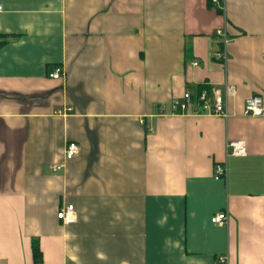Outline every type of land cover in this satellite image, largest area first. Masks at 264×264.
Segmentation results:
<instances>
[{
  "label": "crops",
  "instance_id": "0c3cea01",
  "mask_svg": "<svg viewBox=\"0 0 264 264\" xmlns=\"http://www.w3.org/2000/svg\"><path fill=\"white\" fill-rule=\"evenodd\" d=\"M0 4V264H264V0Z\"/></svg>",
  "mask_w": 264,
  "mask_h": 264
},
{
  "label": "built area",
  "instance_id": "2783aa9c",
  "mask_svg": "<svg viewBox=\"0 0 264 264\" xmlns=\"http://www.w3.org/2000/svg\"><path fill=\"white\" fill-rule=\"evenodd\" d=\"M212 3L218 5L221 9L224 8L221 4V0H212ZM3 11V5L0 4V12ZM217 35L223 38V42L227 43L228 38L223 29L217 30ZM215 57L221 60H226L224 52H218ZM64 72L61 68H56L49 73V78L54 80L62 79ZM229 92H233V87H229ZM196 99L197 102L202 103L204 108L211 113L223 117H228L227 106L225 98L219 92H209L208 89L200 91L197 95L193 96L192 93L186 92L181 99H174L172 101L173 111H188L192 102ZM244 113L247 116L259 117L264 119V102L261 96L254 95L249 97L245 102ZM229 154L232 156H245L247 154V148L244 141H232L228 144ZM79 154V146L75 143H69L65 151V159L67 161L74 159ZM59 168V167H57ZM218 177L226 175V168L219 165L216 168ZM57 217L63 224L68 225L76 221V214L73 205H67L62 208ZM228 220V214L226 212L219 213L211 218V222L216 225H225ZM218 261L224 264H228L226 256H219Z\"/></svg>",
  "mask_w": 264,
  "mask_h": 264
},
{
  "label": "trees",
  "instance_id": "16d2710c",
  "mask_svg": "<svg viewBox=\"0 0 264 264\" xmlns=\"http://www.w3.org/2000/svg\"><path fill=\"white\" fill-rule=\"evenodd\" d=\"M4 42H0V46L3 44ZM33 252H34V257L36 262H38L40 260L41 256V251L39 249V246L36 243H33Z\"/></svg>",
  "mask_w": 264,
  "mask_h": 264
},
{
  "label": "rangeland",
  "instance_id": "374dc122",
  "mask_svg": "<svg viewBox=\"0 0 264 264\" xmlns=\"http://www.w3.org/2000/svg\"><path fill=\"white\" fill-rule=\"evenodd\" d=\"M69 225V224H68Z\"/></svg>",
  "mask_w": 264,
  "mask_h": 264
}]
</instances>
